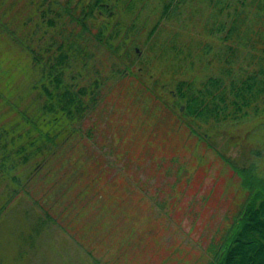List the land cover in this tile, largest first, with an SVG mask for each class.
I'll list each match as a JSON object with an SVG mask.
<instances>
[{
  "label": "rangeland",
  "instance_id": "1",
  "mask_svg": "<svg viewBox=\"0 0 264 264\" xmlns=\"http://www.w3.org/2000/svg\"><path fill=\"white\" fill-rule=\"evenodd\" d=\"M90 1L0 0V264H211L248 194L237 170L264 181V98L237 119L178 125L160 100L185 76L174 63L195 82L221 65L219 34L207 33L217 0H185L180 15L158 21L160 0L131 11L107 0L111 15L96 7L78 23ZM227 1L223 18L241 8ZM174 33L211 44V65L200 50L194 67L167 54ZM74 34L83 52L66 80L96 83L99 97L84 98L74 129L38 149L26 144L38 135L25 124L45 101L32 56H56Z\"/></svg>",
  "mask_w": 264,
  "mask_h": 264
},
{
  "label": "trees",
  "instance_id": "2",
  "mask_svg": "<svg viewBox=\"0 0 264 264\" xmlns=\"http://www.w3.org/2000/svg\"><path fill=\"white\" fill-rule=\"evenodd\" d=\"M160 1L157 21L172 15H180L185 5V0ZM225 1L217 0L211 4L217 10L211 14L213 26L207 29L208 35L212 37L219 34L218 44L221 45L215 54L221 64L215 75L206 74L200 81L195 82L185 74L187 70H184V64L172 63V67L180 70V74L183 73L185 76L175 81L170 91L171 100L159 97L161 111L168 112L172 120L178 119V125H189L191 131L193 130L191 123L195 121L205 123L237 119L246 107L264 98V0H235L241 8L235 4L237 8H233L232 12H228V17L223 18L225 7L233 3ZM120 2L124 4V9L130 11L133 7H139V4H141L139 9H142L145 4L144 0ZM250 6L256 7L254 13L248 10ZM96 7L98 16L112 13L107 0H91L83 6V16L77 18V22L88 14L92 15ZM117 24L120 25V22ZM82 25L88 30L84 22ZM155 26L149 34L153 32ZM100 33L95 35L98 40L101 39ZM78 37L79 34L77 38L76 34L70 35L72 40L65 41L66 46L63 43L61 46L59 44L56 56L51 58L49 54L44 58L32 56L33 61L39 66L41 73L39 85L45 101L40 106L41 112L37 113L36 120H28L25 124L28 132L33 130L38 135L36 138L28 137L29 141L25 142L26 144L37 145L38 149L45 146L53 148L56 136L67 129H74L71 124L83 114L85 108H89L84 98H90V103L93 104L99 97V92L95 89L96 83L92 87L82 85L74 88L73 83L66 80L67 74L70 73L67 69L71 65V58L80 57L83 52L81 45L76 44ZM176 37L178 34L174 33L165 38L161 48L167 54H178V60L185 62L186 66L194 67L192 53L200 50L196 56L202 60L203 67L207 69L211 65L212 59H206L212 49L211 44L200 41L181 42L176 40ZM103 44L107 50L111 48L109 42ZM126 68L127 72L131 69L129 66ZM72 78L75 79V76ZM155 98L159 101L157 96ZM23 150L24 145L20 144L16 152L22 154ZM5 159L4 156L3 160ZM7 160L12 164L10 167L17 163L15 159ZM25 160L27 157L24 155ZM229 164L233 165L231 162ZM233 168L236 170L234 165ZM243 171L237 170V173L242 176V187L248 190V194L216 245L211 264H264V181L256 176L251 178Z\"/></svg>",
  "mask_w": 264,
  "mask_h": 264
}]
</instances>
